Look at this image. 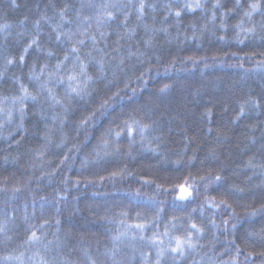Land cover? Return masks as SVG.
Here are the masks:
<instances>
[{
    "label": "snow or ice",
    "instance_id": "snow-or-ice-1",
    "mask_svg": "<svg viewBox=\"0 0 264 264\" xmlns=\"http://www.w3.org/2000/svg\"><path fill=\"white\" fill-rule=\"evenodd\" d=\"M8 6L15 9L19 7V4L17 0H9ZM45 7H51L55 15L49 17L44 13L35 19L32 22L35 34L26 40L22 41L20 38L25 37L27 34L25 25L28 17L19 21V26L24 30L15 33L12 32L11 24L0 23V37L5 41L3 51H7L9 37L15 38L17 43H23L24 45L19 53L18 60L11 53L3 57L4 63L0 66V81H3L9 71L16 67L17 64L22 68L26 64L27 54L33 48L37 51H45L46 58L55 55V52L51 49L44 50L38 39L42 24H48L51 27L50 38H54L60 44L67 45L63 48V58L58 59L51 70L47 63L40 64L39 68H37L35 63L29 66L27 77L30 84H34V91L23 82L21 76L13 73V82L18 85L16 93L11 96H0V140L8 142L9 146L14 142L16 147L19 148L24 140V136L21 133L27 132L25 124L28 112L32 110L33 115L39 117L38 123L43 124V130L42 135H40L41 142L39 147L27 149V152L34 157L30 166L33 169H39L41 175L36 177L37 180L42 182L47 177L49 184L52 183L58 172L63 171L64 166L69 170L71 169V162L77 159L76 153H80L84 147H87V144L90 143L89 137L92 135V130L100 125L104 126L96 137V143L92 146L91 151L80 161L82 170L87 169L90 165L106 164L109 162L107 158L112 156L124 155L135 159L133 150L137 144V137H139L142 151L151 152L154 156L160 157L161 153L158 149L163 141L161 136L155 135V133H163L165 126L159 119H154L153 117L156 115L158 105L171 92L174 84L165 82L155 92L148 91L153 63L151 58L148 57L147 49L154 46L153 39L156 33H163L165 37L169 36L168 28L163 26L160 28H149L145 24L146 38L143 40V49L136 47L133 50L129 46L126 52H122L121 41L126 38L131 39L135 32L134 28H129L128 26L129 12L127 9H135L137 20H141L145 9L149 7L145 0H136V2L134 0H126L123 4L112 3L111 0H103L100 4L94 3L93 0H81L79 7L74 10V16L71 17L68 15L73 7L70 0H65L58 12L55 11L57 8L56 3L45 5ZM172 7V3L165 5L168 14L175 16L178 26L185 11H203L206 9L207 4L204 0H184L182 5L176 7L174 13H172ZM222 7L221 0H214L212 3L210 20L213 23L217 18L216 11ZM240 7V0H235L234 9L221 13L219 28L223 34L217 36L219 41L226 42L227 28L225 20L227 15ZM85 9L91 11L86 13ZM112 9H116L123 15V20L117 24V28L123 30L116 32L117 39L113 41L114 46L111 51H107V40L110 33L105 31V29L111 27L112 24L119 20L117 11ZM257 14L261 16L259 24L255 22ZM169 15H165L164 22L168 20ZM53 20L58 22L53 24ZM245 22L251 26L246 27ZM73 24L76 25L75 29L71 27ZM66 28L67 30H65ZM191 28L192 35H185V40H199L208 31L207 24L202 26L199 32L195 25H192ZM233 31L235 33L233 39L236 43L243 44L247 39L254 38L261 42L260 47L264 49V0H249L247 9L243 12L237 24L233 26ZM210 35L216 36V33L213 32ZM232 55L236 56V53H232ZM253 55L256 54L254 53ZM258 55L264 57V51H261ZM146 57H148V67L143 68ZM245 58L248 60L252 59L247 54L239 59L244 60ZM186 59L193 64H199L202 60H207L208 57L197 58L189 56ZM212 59L216 62L222 60V58H218L215 55ZM133 60H135V63H132ZM159 63L160 57L157 56V66ZM137 64L141 67H137ZM175 64L176 59L173 58L164 66V73L168 74L173 71ZM239 66L242 69L244 68L243 63ZM256 67L262 74L261 79L264 80V59L257 60ZM250 71L249 69H244L246 74ZM157 74L159 75L158 67ZM58 89H62V93H58ZM262 109H264V96L256 99L248 96L242 102H239V110L231 123L235 124L250 111L258 112ZM77 110H79V116L73 121L69 114ZM203 118L208 120L207 133L210 135L213 131L211 127L212 109H207L202 114ZM69 123H74V131L77 136L83 135V140L72 144L71 147H68V134L65 131ZM13 124H15L16 135L20 136L19 140L13 136L12 130H10ZM250 131L254 132V128ZM5 132H7V135H5ZM56 133L60 134L59 142L53 139ZM222 138L226 139L227 137L226 135L222 137L218 131L217 140L221 141ZM185 139L188 140V143L192 142L188 137H185ZM250 139L255 144L256 138L252 136ZM125 141L127 150L124 147ZM153 143L156 144V147H152ZM53 144H55L56 149L61 150L56 154L59 163L54 166L51 158L46 159ZM187 147L188 144H185V148ZM261 147L264 148V144ZM65 148L67 151H63ZM176 155L177 159L171 162L177 166L178 170L184 164V155L183 153H177ZM208 155L211 159L219 160L214 148L209 149ZM161 158L165 162L168 161L167 156ZM196 158L195 155L189 157L187 165L191 167ZM18 159L19 156L14 157L13 162L15 163ZM4 160L7 163L8 157L5 156ZM247 166L251 168L259 167L260 175L264 177V163L257 165L250 159ZM96 175L98 180L85 177L87 183L103 184L106 180H111L115 183L117 179H127V177L133 176V172L129 171L125 166L115 168L109 172L107 177L98 173ZM4 179L7 181L8 178L5 177ZM137 179L141 181V187L136 188L134 193H128L130 197L129 204L135 200V207L151 212L152 217L151 219L144 218V222L127 224L125 218L129 216V211L123 208L117 217H100L101 220H116L119 218V223L126 226L125 231L118 232L116 236L111 238L113 241L112 246L106 247L104 252L99 253V257H103V260L94 255L91 249L86 247L82 241L73 243L71 226L64 231V235L61 237L59 235L61 224L59 219H56L57 229L53 233L55 240L47 239L46 225L49 223L47 214L52 207H55L57 212H59V205L67 202V197L71 195V189L77 188L81 183V178L78 174L75 181H71V178L65 175L61 180V184L64 187L62 189H54V195L51 199L47 196H39L38 211L42 221L39 225L29 223L30 218L25 212L23 219L25 224H27V228H25V239L19 246L24 251L12 249L7 255L0 256V264H130L128 258H121V250L119 248L120 239L128 235L127 230L129 229H135V233L131 237L132 240L137 239L138 236L141 241L147 240L149 250L156 249L154 259L148 252L141 251L140 264H166L168 260L171 261V264H189L188 257L192 258L190 264H264V250L244 253L234 238L227 239L226 247L233 248L235 251V255L229 261L215 259L207 253L197 259L199 252H202L206 247L202 243L205 229L198 226L197 223L191 222V214L188 220L181 224V227H184L183 235L173 234L177 231L175 221L179 219L175 216L171 217L169 224L164 226L163 232L153 230L151 236L146 237L144 235L150 225L158 223L161 219V214L168 207L187 208L193 202L200 200V197H203L199 202V209L202 215L205 209L211 210L210 223L212 228L221 230V225L216 223V218L220 217L224 225L222 234L226 238L229 235L234 236V231L237 227L235 220L240 216V213L236 211L233 204L244 193L245 190L243 188L231 185L228 191H220L216 196L211 195L210 189H214L215 186L224 182L222 175L219 173L213 175L211 170L208 171L206 176L201 175L199 177V181L203 182V191L200 190L201 184L197 182L191 173L182 180H177L170 187L165 186L167 181L156 183L153 179H145L143 177H137ZM27 180L30 183L31 177H28ZM153 184L155 185L153 194L140 200L139 198L143 195L141 188ZM24 187H27V183ZM257 187L264 190V180ZM21 191L22 188L17 182L11 189V195L4 196V207L0 208V216H2V219H0V245L4 246L5 249L12 241L8 225L13 221L14 216L10 215V212L15 213L17 210L16 207H10V205L12 201L20 199L19 194ZM6 192V186H0V193ZM29 194L32 195L33 205H36L37 194L31 193V191ZM169 196L172 197L170 201L167 199ZM158 197H164V199H158ZM73 199H76V197H73ZM245 207L248 206L246 205ZM192 211L195 212L196 208H193ZM35 212L36 209H34L33 215H35ZM257 214H264V203L260 205V208H253L251 212L245 213V215L249 216H256ZM136 218H141V212H137ZM229 224H231V229L233 230L231 234L229 233ZM213 236L215 238V233H213ZM247 236L249 238L258 236L261 240H264V228H261L259 232L250 231ZM165 240H167V243H165ZM69 245H71V248L66 253L64 249L68 248ZM214 247L215 245H213V249ZM73 248L80 253L82 257L80 261H75L71 258V250ZM26 253H30V255ZM241 254H244L243 262L238 259ZM132 259H135V257Z\"/></svg>",
    "mask_w": 264,
    "mask_h": 264
},
{
    "label": "trees",
    "instance_id": "trees-1",
    "mask_svg": "<svg viewBox=\"0 0 264 264\" xmlns=\"http://www.w3.org/2000/svg\"><path fill=\"white\" fill-rule=\"evenodd\" d=\"M64 2L65 0H17L19 7L13 9L8 6L9 0H0V23L11 24L12 32L15 33L24 30L19 26V21L28 17L25 25L27 34L25 37L20 38L23 41L35 34L32 22L41 14L46 13L49 17L55 15L54 10L51 7L46 8L45 5L56 3L57 8L55 11L58 12ZM93 2L100 4L103 0H93ZM111 2L123 4L126 0H111ZM145 2L149 7L145 9L141 20H137L135 9H127L129 12L128 26L129 28H134L135 32L131 39L126 38L121 41V44L123 46L122 52H126L129 46L133 50L136 47L143 49V40L146 38L145 24L149 28L167 27L170 33L167 37L163 33H156L153 39L154 46L147 49L148 57L151 58L153 63L148 91L155 92L165 82L174 84L171 92L158 105L156 115L153 117L154 119H159L165 126L163 133H155V135H160L163 141L158 149L161 156H154L151 152L142 151L139 137H137V144L133 150L135 159L124 155L112 156L107 158L109 162L106 164L90 165L87 169L82 170L80 161L91 151L92 146L96 143V137L104 126L100 125L92 130V135L89 137L90 143L87 144V147H84L80 153H76L77 159L71 162L72 167L70 170L64 166L63 171L57 173L51 184L48 183L47 177L41 182L36 179L37 176L41 175L39 169H33L30 166L34 157L27 152V149L39 147L43 124L38 123L39 117L34 116L32 110H29L25 124L27 132L21 133L24 136L21 146L17 148L14 142L9 146L8 142L0 140V186H6L7 188L6 193H0V208L4 207V196L11 195V189L14 184L19 182V186L22 188L19 194L20 199L12 201L10 205V207H16L17 209L15 213L10 212V215L14 216L13 221L8 225L12 241L7 249L0 245V256L7 255L12 249L24 251L19 246L25 239V228H27V224H25L23 219L25 212L30 218L29 223L39 225L42 222L38 211L39 196L43 195L51 199L54 195V189H62L64 187L61 184V180L65 175L70 177L71 181H75L79 174L81 183L77 188L71 189V195L67 197V202L59 205V212H57L55 207H52L47 214V219L49 220L46 225L47 239L55 240L53 233L57 229L56 219H59L61 221L59 233L61 237H63L64 231L71 226L73 243L82 241L86 247L91 249L94 255L99 257V253L104 252L106 247L112 246L113 241L111 238L116 236L118 232L126 230V226L119 223V218L116 220H101L100 217H117L122 208L129 211V216L125 218L127 224L144 222V218L151 219L152 217L151 212L136 208L135 200L129 204L130 197L128 193H134L136 188L141 187V181L137 177L153 179L156 183L167 181L165 186L170 187L177 180H182L191 173L197 182L201 184L200 190L203 191V182L199 181V177L201 175L206 176L209 170L212 171L213 175L219 173L224 177V182L221 185L210 189L211 195L216 196L220 191H228L231 185L245 190L233 204L236 211L240 213V216L235 220L237 227L234 231V236L229 235L226 238L222 234L224 225L220 217L216 218V223L221 225V230L212 228L210 223L211 210L205 209L202 215L199 209V202L203 197H200V200L193 202L187 208L168 207L161 214V219L158 223L150 225L144 235L146 237L151 236L153 230L163 232L164 226L169 224L173 216L179 218L175 221L177 231L173 234L183 235L184 227H181V224L186 222L191 214V222L197 223L198 226L205 229L202 243L206 247L202 252H199L197 259L207 253L215 259L229 261L235 255L233 248L226 247L227 239L232 238L236 240V243L240 245L244 253L264 250V240H261L258 236L251 238L247 236L250 231L259 232L261 228H264V214H257L256 216L245 215V213L251 212L253 208H260V205L264 203V190L257 187L264 180V177L260 175L259 167L251 168L247 166L250 159L257 165L264 163V148L261 147L264 144V109L258 112L250 111L235 124L231 123L239 110V102H242L248 96L254 99L264 96V80L261 79L262 74L256 67V61L264 59V57L258 55L261 51H264L260 47L261 42L257 39L249 38L245 43L239 44L233 39L235 35L233 26L237 24L243 12L247 9L249 0H240L241 7L227 15L225 20L227 28L226 42H221L217 39L218 35L223 34L219 28L220 15L223 12H228L229 9H234L235 0H221L223 7L216 11L217 18L214 23L210 20L212 15L211 6L214 0H204L207 4L206 9L203 11L197 10L196 12L185 11L178 26L175 16L168 14L165 5L172 3V13H174L176 7L182 5L184 0H145ZM70 3L73 7L68 13L69 17L74 16V10L79 7L81 0H70ZM153 5L154 7H152ZM112 10L117 11L116 9ZM89 11L91 10L85 9L86 13ZM117 14L119 20L112 24L111 27L105 29V31L110 33L107 40V51H111L114 46L113 41L117 39L116 32L123 30L117 28V24L123 20V15L119 11H117ZM165 15H169L166 22H164ZM56 22L58 21H52L53 24ZM255 22L257 24L261 22L259 14L255 16ZM205 24L208 25V31L205 32L201 39L196 41L184 39L185 35H192V25H195L199 32V29ZM245 26L249 27L251 25L245 22ZM71 27L75 29L76 25L73 24ZM257 30L259 31V29ZM213 32L216 33V36L210 35ZM50 33L51 27L48 24H42L38 39L44 50L51 49L55 52V55L46 58L45 51H37L35 48L30 50L26 56V64L22 68L17 64L16 67L9 71L6 78L0 81V96H11L16 93L18 85L13 82V73L21 76L23 82L34 91V84H30L27 77L29 66L35 63L37 68H39L40 64L47 63L51 70L57 60L63 58V48L67 45L60 44L54 38H50ZM178 33L179 37L177 38ZM23 46V43H17L15 38L9 37L7 51L5 52L3 51L5 41L0 37V66L4 63L3 57L8 53L15 55L18 60ZM232 53H236V56H233ZM254 53L256 55H253ZM245 54L248 57H252V59H239L240 57H245ZM214 55L222 58V60L220 62L214 61L212 59ZM157 56L160 57L158 66L156 64ZM189 56L197 58L206 56L208 59L202 60L199 64H193L187 61L186 58ZM148 57L145 58L143 68L148 67ZM173 58L176 59L175 68L165 74L164 66ZM132 63H135V60ZM241 63L244 65L243 69L239 66ZM137 67L141 66L137 64ZM157 67L159 75L157 74ZM244 69L251 71L246 74ZM57 91L62 93V89ZM207 109H212L211 127L213 131L210 135L207 133L208 120L207 118L202 119V114ZM69 115L75 121L79 116V110ZM74 128V123H69L65 129L68 134V147L83 140V135L77 136ZM169 128L171 129L170 131ZM253 128L254 132L250 131ZM14 129L15 124L10 130H12L13 136L19 140L20 136L16 135ZM218 131L222 137L226 135L227 138H222L221 141H218ZM5 135H7V132H5ZM59 135V133H56L53 137L56 142H59ZM252 136L256 138L255 144L251 142L250 137ZM185 137H188L192 142L188 143ZM185 144H188L187 148H185ZM124 147L127 150L126 141ZM152 147H156V144L153 143ZM213 148L219 160L209 157V149ZM59 151L61 150L56 149L55 144L50 147L49 156L46 159L51 158L53 166L59 163L56 158V154ZM63 151H67V149L65 148ZM177 153H183L184 155V164L178 170L177 166L171 162L177 159ZM193 155L197 158L193 161L192 166L189 167L187 160ZM5 156L8 157L7 163L4 160ZM17 156H19V159L14 163L13 158ZM163 156L168 157L167 162L161 158ZM125 166L129 171L133 172V176L127 177V179H117L115 183L111 180H106L103 184H89L85 179L87 177L88 179L95 178L98 180L97 173L107 177L109 172L115 168ZM5 177L8 178L7 181H5ZM28 177H31L30 183L27 180ZM26 183L27 187L25 188L24 185ZM154 188V184L141 188L143 195L139 199L143 200L147 196H151ZM30 191L37 194L36 205L32 203ZM73 197H76V199H73ZM158 199H164V197H158ZM167 199L170 201L172 197L169 196ZM25 205L27 206L26 208ZM246 205L248 207H245ZM193 208H196L195 212L192 211ZM34 209H36L35 215H33ZM138 211L141 212L140 219L136 218ZM0 219H2V216H0ZM228 228L231 234L233 231L231 224L228 225ZM127 231L128 235L122 237L119 242L121 258H128L130 264H140V254L141 251H144L148 252L154 259L156 249L149 250L147 240L141 241L138 236L137 239L132 240L131 237L135 233V229ZM213 233H215V238ZM165 243H167V240H165ZM213 245H215L214 249ZM69 248H71V245L65 248L64 251L67 253ZM26 254L30 255V253ZM133 257L135 259H132ZM71 258L75 261L82 259L75 248L71 250ZM99 258L103 260V257ZM191 259V257H188L189 264ZM238 259L243 262L244 254H241ZM166 264H171V261H166Z\"/></svg>",
    "mask_w": 264,
    "mask_h": 264
}]
</instances>
